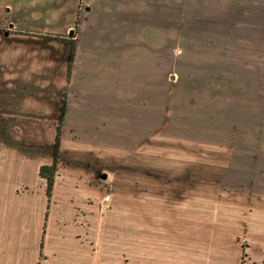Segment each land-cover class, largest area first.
Instances as JSON below:
<instances>
[{"label": "rangeland", "instance_id": "obj_1", "mask_svg": "<svg viewBox=\"0 0 264 264\" xmlns=\"http://www.w3.org/2000/svg\"><path fill=\"white\" fill-rule=\"evenodd\" d=\"M93 2L0 0V91L14 92L0 103L27 119L0 116V149L14 134L54 135L58 123L32 119L58 118L48 105L60 99L55 185L62 173L84 183L79 208L98 218L102 264H264V0H163L165 13L118 14ZM145 32L157 36L147 59L126 51L102 63L106 88L87 82L94 57ZM31 92L45 105L32 100L28 116ZM95 93L116 105L91 109ZM36 161L21 165L29 178Z\"/></svg>", "mask_w": 264, "mask_h": 264}, {"label": "crops", "instance_id": "obj_2", "mask_svg": "<svg viewBox=\"0 0 264 264\" xmlns=\"http://www.w3.org/2000/svg\"><path fill=\"white\" fill-rule=\"evenodd\" d=\"M148 1L149 3L153 2V4L149 6ZM162 1L94 0L93 2L92 0L94 5L100 8L99 13L115 14L127 12L165 13V9L159 8L163 6ZM146 3L147 5H144ZM118 26L117 23L115 27L118 28ZM156 37L155 35L152 36L150 32H145L137 39L140 44L130 49L127 47L130 45L128 40L115 42L116 49L110 44L109 47L112 53L109 56L111 57L96 56L94 61H92L93 63L89 64L88 68H85L84 73L87 82L90 81V85L95 83L106 88L107 83L103 78L106 74L103 72L108 70L103 68L105 65H102V63H118V55L123 56L122 53L126 51L124 55H129L131 57L130 60L147 59L150 54V41H153L152 38ZM90 43H93L96 47L99 41L93 40ZM93 50L96 53L97 50L95 48ZM92 57L93 55H89L88 60ZM99 57L101 58L99 59ZM98 62L101 64L98 65ZM69 66L68 73H70ZM114 68L119 71L124 67L121 66V69L119 67ZM114 68L110 66L109 70ZM92 73L95 77L93 80H91L92 78L88 80ZM112 74L115 78L117 77L115 76L116 73ZM44 92L45 89L42 90L41 94ZM56 92H60V90ZM3 93V91H0V100H10L14 94V92H6L10 98H2ZM30 94L33 97L29 100L31 111L25 113L28 116L36 109L32 106V100L34 104L40 102L39 104L45 105L44 101H39V99L35 98L34 94H39L37 90L34 91V94L32 92ZM102 94L95 93V96L93 95L95 102L93 106L90 105L91 109L99 111V109L112 108L116 105L115 98L112 103L110 101L111 98L103 97ZM55 104L51 102L48 106L51 111H57L55 109L57 107L58 111H60L58 118L54 119L51 117L50 119L47 116H31L34 117L32 121L37 126H45L46 124L53 126L54 123H58L54 135L50 131L49 136H44L42 133L34 134L32 135L34 136L33 138L27 140L25 135L17 136L14 134V143L16 144L8 146L10 147L8 149H0V264H102L101 244L99 241L101 231L96 229L95 222L98 218L96 215L87 216L83 212L82 214L79 208L84 202V195L78 193V189L83 182L72 180L71 176L64 173L61 176H57L52 202L49 203L46 195V182L39 175L40 167L53 161L59 127L64 122L66 103L63 101L61 104L59 99V105L55 106ZM5 105L0 103L2 124H5L7 118V122H13L14 124H21L23 123L22 120H27L16 115L18 114L15 113V107L17 108V106L13 104L15 107H12L9 102ZM63 107H65V112H63ZM17 109L21 111L22 115V107ZM84 109L85 107L82 108V110ZM39 111L46 112L43 109ZM15 115L19 118L15 117ZM37 151L39 153L36 154L35 152ZM36 158L38 162L36 161L32 167L34 169L33 177L30 176L29 178L26 172L27 170L31 171V169H22L21 165L25 161H34ZM86 220L92 223L89 230H86L85 227ZM97 222L100 227L99 221ZM86 233H88V236H86Z\"/></svg>", "mask_w": 264, "mask_h": 264}, {"label": "trees", "instance_id": "obj_3", "mask_svg": "<svg viewBox=\"0 0 264 264\" xmlns=\"http://www.w3.org/2000/svg\"><path fill=\"white\" fill-rule=\"evenodd\" d=\"M73 57V56H72ZM63 112H65V107H63ZM59 149H60V127L55 143V155L53 157V164L50 166H43L40 169V177L46 180L47 183V197L48 200L51 199L54 185H55V177L57 173V165L59 162Z\"/></svg>", "mask_w": 264, "mask_h": 264}, {"label": "built area", "instance_id": "obj_4", "mask_svg": "<svg viewBox=\"0 0 264 264\" xmlns=\"http://www.w3.org/2000/svg\"><path fill=\"white\" fill-rule=\"evenodd\" d=\"M179 53H181V51H179Z\"/></svg>", "mask_w": 264, "mask_h": 264}, {"label": "water", "instance_id": "obj_5", "mask_svg": "<svg viewBox=\"0 0 264 264\" xmlns=\"http://www.w3.org/2000/svg\"><path fill=\"white\" fill-rule=\"evenodd\" d=\"M104 178H105V176H104Z\"/></svg>", "mask_w": 264, "mask_h": 264}]
</instances>
